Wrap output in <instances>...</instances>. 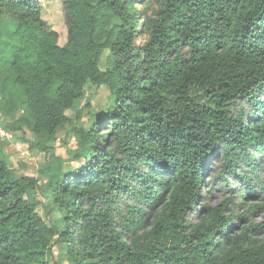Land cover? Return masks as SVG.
<instances>
[{"label": "trees", "instance_id": "obj_1", "mask_svg": "<svg viewBox=\"0 0 264 264\" xmlns=\"http://www.w3.org/2000/svg\"><path fill=\"white\" fill-rule=\"evenodd\" d=\"M63 12L61 45L39 0H0L16 122L47 157L59 130L80 136L65 174L55 158L17 175L0 151V264H52L56 243L74 264H264L263 224L237 230L231 199L200 202L218 160L243 198L264 189V0H64ZM88 85L112 97L89 128L83 109L67 113Z\"/></svg>", "mask_w": 264, "mask_h": 264}, {"label": "rangeland", "instance_id": "obj_2", "mask_svg": "<svg viewBox=\"0 0 264 264\" xmlns=\"http://www.w3.org/2000/svg\"><path fill=\"white\" fill-rule=\"evenodd\" d=\"M43 7V18L47 20L49 27L57 30L60 33V44L63 45L67 41V25L63 12L64 0H39ZM143 9V6H139ZM142 22V20H141ZM139 38V42L143 43L147 38V33H143ZM108 51L104 52L101 60V66L105 67ZM9 50L5 49L0 52V151L4 154L6 161L12 171L17 175H36L41 176L40 170L43 164L48 159L58 158L61 163V174L68 173L79 167L76 155L79 152L78 143L80 136L77 133H72L70 127H65L59 130L57 138L52 143L54 153L51 157L37 148L31 146L30 142L34 140L35 136L31 129L16 122L22 116L21 103L23 101L22 90L14 84L13 75L9 70ZM7 99L13 109L14 115L8 114L2 106L3 100ZM112 101L110 97V90L107 86L94 87L88 85L86 88V95L75 110H68L67 113L72 115L79 109H83L81 116L82 125L87 128L95 122L97 118L102 116L105 112L106 106ZM14 126L15 129L12 127ZM219 161V162H218ZM206 173V183L203 188V197L200 202L205 203L209 207H214L227 199H231L228 203V210L237 216V227L235 229L241 230L243 226L250 223H261L264 226V189L257 188L255 195L243 198L241 194L247 191L245 184L239 183L237 180L232 181L231 185H226L225 182L218 177L219 173L223 171V165L218 160ZM264 164V156L261 158ZM228 177L229 174L225 173ZM41 182L43 184L49 183L47 176H42ZM258 178L264 181V165L258 174ZM41 199L47 203L46 199L41 195H31V198ZM251 203L261 204L260 208L254 212H247ZM39 213L45 217L49 222L51 220L61 222L62 214L55 211L49 217L46 214L45 206L38 207ZM193 211V210H192ZM190 211V213H192ZM242 218H239L240 216ZM256 231L255 233H260ZM52 264H74L70 259L67 248L63 244H55L53 248Z\"/></svg>", "mask_w": 264, "mask_h": 264}]
</instances>
